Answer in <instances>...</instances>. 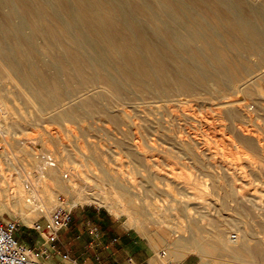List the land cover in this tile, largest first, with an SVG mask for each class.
I'll return each instance as SVG.
<instances>
[{
  "label": "rangeland",
  "instance_id": "rangeland-1",
  "mask_svg": "<svg viewBox=\"0 0 264 264\" xmlns=\"http://www.w3.org/2000/svg\"><path fill=\"white\" fill-rule=\"evenodd\" d=\"M41 41L36 35V42ZM50 59L49 52H41L33 64L53 77L57 66L47 64ZM58 78L71 87L79 84L77 77L69 78L65 72ZM239 84H229L224 92L211 88L196 96L168 97L150 90L140 93L126 85L129 92L119 99L97 87L89 102L73 100L77 104L69 122L56 116L58 108H43L22 83L8 76L0 78V151L8 152L0 156V192H12L11 184L19 174L36 178L25 149L42 154L63 151L69 154L66 173L74 175L82 191L94 198L74 208H99L101 218L108 214L107 223L115 220L117 224L115 229L110 227L113 236L121 237L120 230L125 229L150 255L164 248L163 237H194L213 251L202 255L195 250L180 260L157 257L158 262L232 264L233 252L218 239L225 227L231 226V232L239 228L249 239L247 248L264 247V67L245 75ZM228 97L238 99L244 112L250 111L235 119V127L220 104ZM254 105L260 106L259 111H253ZM241 129L253 135L255 147L240 141ZM179 136L194 143L192 151ZM209 166L224 176L225 184L231 181L237 192L215 189L214 169ZM99 177L106 181L99 182ZM114 180L124 188L123 203L128 202L126 207L141 216L143 228L129 224L128 214H117L107 203L122 201L110 183ZM36 192L49 190L37 187ZM55 192L59 201H69L68 194ZM0 219L15 220L23 232L36 222L47 224L49 214L26 222L2 208ZM150 238L160 244L156 251ZM248 258L251 264H264L261 256Z\"/></svg>",
  "mask_w": 264,
  "mask_h": 264
},
{
  "label": "bare ground",
  "instance_id": "bare-ground-1",
  "mask_svg": "<svg viewBox=\"0 0 264 264\" xmlns=\"http://www.w3.org/2000/svg\"><path fill=\"white\" fill-rule=\"evenodd\" d=\"M36 35L41 42H36ZM41 52L50 53L47 64L57 66L55 76L35 68L33 58ZM263 67L264 0H0V78L22 83L43 108H58L56 116L69 122L77 104L73 100L89 102L97 87L110 90L118 99L129 92L126 85L140 93L196 96L211 88L224 92L229 84L241 86L245 75ZM64 72L69 78L77 77L78 86L61 84L58 77ZM220 104L232 127L237 117L250 115L236 98ZM259 109L253 106L254 112ZM237 134L241 142L255 147L251 133L241 129ZM179 140L192 151L193 142L180 136ZM25 151L36 178L16 176L12 192H0V209L15 212L26 222L44 214L51 221L60 207L71 210L94 200L74 175L66 173L69 154ZM5 154L7 149L0 151V156ZM209 167L214 169L215 189L237 192L231 181L225 184L224 176ZM98 181L106 180L99 177ZM110 183L122 198L120 204L107 202L111 209L128 214L129 224L143 228L139 213L123 203L124 188L117 180ZM37 187L49 192H36ZM56 189L68 194L69 201L55 198ZM230 228L221 230L218 239L233 252V263L251 264L252 254L264 258L263 246L247 248V236L239 228L235 232ZM150 240L156 251L160 244ZM162 244L164 248L153 254L161 261L180 260L195 250L202 255L213 251L194 237H163Z\"/></svg>",
  "mask_w": 264,
  "mask_h": 264
},
{
  "label": "crops",
  "instance_id": "crops-1",
  "mask_svg": "<svg viewBox=\"0 0 264 264\" xmlns=\"http://www.w3.org/2000/svg\"><path fill=\"white\" fill-rule=\"evenodd\" d=\"M75 208L70 225L58 233L56 249L49 259L52 264H112L115 260L130 264L129 256L133 257L135 264H162L146 248L139 246L125 229L120 230L121 237L113 236L110 227L115 229L117 224L115 220L112 224L107 223L108 214L101 218L99 208ZM91 226H97V232ZM20 233L25 242L37 247L46 241L35 225Z\"/></svg>",
  "mask_w": 264,
  "mask_h": 264
},
{
  "label": "built area",
  "instance_id": "built-area-1",
  "mask_svg": "<svg viewBox=\"0 0 264 264\" xmlns=\"http://www.w3.org/2000/svg\"><path fill=\"white\" fill-rule=\"evenodd\" d=\"M72 220V210L58 208L52 213L51 221L47 224L37 222L35 227L45 236V243L34 246L25 242L20 235L19 224L12 219H0V264H52L51 258L56 243L58 233L66 229ZM97 232L98 227H92ZM45 230L47 232L45 233ZM130 264H135L133 257H128ZM112 264H122L120 260H115Z\"/></svg>",
  "mask_w": 264,
  "mask_h": 264
}]
</instances>
